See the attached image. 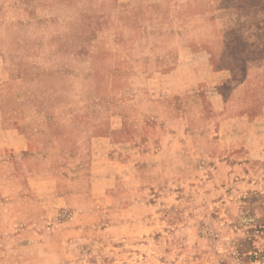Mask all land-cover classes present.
Instances as JSON below:
<instances>
[{"label":"rangeland","instance_id":"obj_1","mask_svg":"<svg viewBox=\"0 0 264 264\" xmlns=\"http://www.w3.org/2000/svg\"><path fill=\"white\" fill-rule=\"evenodd\" d=\"M0 82V264H264V0H0Z\"/></svg>","mask_w":264,"mask_h":264},{"label":"crops","instance_id":"obj_2","mask_svg":"<svg viewBox=\"0 0 264 264\" xmlns=\"http://www.w3.org/2000/svg\"><path fill=\"white\" fill-rule=\"evenodd\" d=\"M1 123L2 117L0 110V147H9V150L13 153H19L20 151L26 150L27 139L25 135L18 133L15 130H5Z\"/></svg>","mask_w":264,"mask_h":264}]
</instances>
